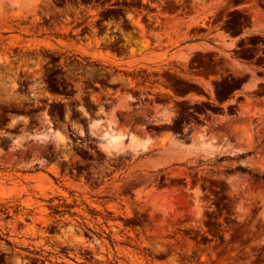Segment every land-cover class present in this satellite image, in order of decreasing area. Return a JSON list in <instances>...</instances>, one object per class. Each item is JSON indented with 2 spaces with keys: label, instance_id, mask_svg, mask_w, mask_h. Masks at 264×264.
Instances as JSON below:
<instances>
[{
  "label": "rangeland",
  "instance_id": "rangeland-1",
  "mask_svg": "<svg viewBox=\"0 0 264 264\" xmlns=\"http://www.w3.org/2000/svg\"><path fill=\"white\" fill-rule=\"evenodd\" d=\"M0 264H264V0H0Z\"/></svg>",
  "mask_w": 264,
  "mask_h": 264
},
{
  "label": "bare ground",
  "instance_id": "bare-ground-1",
  "mask_svg": "<svg viewBox=\"0 0 264 264\" xmlns=\"http://www.w3.org/2000/svg\"><path fill=\"white\" fill-rule=\"evenodd\" d=\"M144 29V28H143ZM114 132V131H113ZM122 135L121 134H118V133H113L111 134V136L109 137V139L107 138V145L109 147H113V146H116L120 143L121 139H122ZM136 142V141H135ZM105 145V146H107Z\"/></svg>",
  "mask_w": 264,
  "mask_h": 264
}]
</instances>
